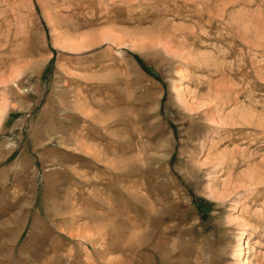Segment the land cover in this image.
I'll return each mask as SVG.
<instances>
[{"label":"rangeland","instance_id":"obj_1","mask_svg":"<svg viewBox=\"0 0 264 264\" xmlns=\"http://www.w3.org/2000/svg\"><path fill=\"white\" fill-rule=\"evenodd\" d=\"M0 264H264V0H0Z\"/></svg>","mask_w":264,"mask_h":264}]
</instances>
